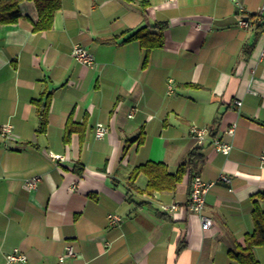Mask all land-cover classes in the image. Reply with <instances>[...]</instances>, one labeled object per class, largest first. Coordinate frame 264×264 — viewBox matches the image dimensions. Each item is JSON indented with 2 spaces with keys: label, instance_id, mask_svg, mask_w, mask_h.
Here are the masks:
<instances>
[{
  "label": "crops",
  "instance_id": "obj_1",
  "mask_svg": "<svg viewBox=\"0 0 264 264\" xmlns=\"http://www.w3.org/2000/svg\"><path fill=\"white\" fill-rule=\"evenodd\" d=\"M263 8L264 0H61L51 29L35 32L36 9L23 2L18 21L0 25V129L11 125L17 138L0 139V264H59L67 244L76 256L64 264H239L230 253L253 231V203L264 211ZM159 23L163 46L143 67L139 43L123 41ZM75 45L93 55L92 67L73 59ZM48 93L40 135L34 102ZM68 120L84 131L65 142ZM96 124L105 127L101 140ZM193 126L208 129L201 145ZM215 138L231 145L228 155ZM196 147L197 175L211 184L208 231L187 207L188 176L171 192L146 193L144 174L129 182L147 162L175 173ZM34 176L36 189L24 190ZM108 215L121 220L111 225ZM14 249L24 263L7 262ZM253 255L264 264L263 247Z\"/></svg>",
  "mask_w": 264,
  "mask_h": 264
},
{
  "label": "trees",
  "instance_id": "obj_2",
  "mask_svg": "<svg viewBox=\"0 0 264 264\" xmlns=\"http://www.w3.org/2000/svg\"><path fill=\"white\" fill-rule=\"evenodd\" d=\"M131 1V0H124ZM23 2H32L37 12V21L34 25V31L50 30L55 13L61 7V0H0V25L14 24L21 17L19 7ZM166 25L159 23L153 26H147L137 29L129 34L123 43L128 41H137L144 53L143 67L147 63L148 54L155 49L163 46V31ZM51 103V93L46 94L44 100L35 101L37 115L36 133L44 134L48 125L49 108ZM84 128L82 125H75L71 120L67 121L63 140L67 142L72 133L78 132L83 136ZM204 157L201 153V147L193 148L188 152L185 160L181 163L175 173L168 172L163 163L147 162L136 167L129 178L132 183L139 174H144L147 178L145 192L151 194L157 192H171L181 183L185 176L189 181L193 179L199 168L203 165ZM189 182V183H190ZM257 198L264 199V194H259ZM253 231L245 236L244 247H238L235 252L230 253L231 259L239 264H258L253 249L256 247L264 248V211L258 204L253 203L251 212ZM178 247V252L183 248Z\"/></svg>",
  "mask_w": 264,
  "mask_h": 264
},
{
  "label": "built area",
  "instance_id": "obj_3",
  "mask_svg": "<svg viewBox=\"0 0 264 264\" xmlns=\"http://www.w3.org/2000/svg\"><path fill=\"white\" fill-rule=\"evenodd\" d=\"M175 0H165L167 3L174 2ZM264 11V8L259 11L261 15ZM240 12H243V9L240 8ZM258 15V16H260ZM240 27L246 28L248 27V22L244 19H240L238 22ZM264 25V19H263ZM71 55L73 59L83 66L92 67L95 63V59L93 55L87 51L84 47L75 45L71 51ZM260 61H264V49L260 53L259 57ZM172 92V81H168V93ZM237 107L241 106V101H236L234 103ZM134 110L130 111L128 114V118H133ZM235 130V124H232L228 129L225 130V134L232 136ZM105 127L103 124H96L94 128V136L97 140H101L105 136ZM209 132L207 128H198L196 126L191 127V135L195 139L198 145L204 143L207 138ZM0 139L4 142L11 141L16 142L17 138L14 136L12 132V127L9 124H5L0 129ZM212 146L222 153L223 155H228L231 150V145L221 138H215L212 140ZM55 160H60L59 156H52ZM259 163L261 166L264 165V152L259 156ZM219 182H223L226 184L230 183V179L227 176H220L218 179ZM40 182V177L34 176L28 179H25L23 182V189L32 192L36 189L37 184ZM211 185V184H210ZM209 184H205L199 175H195L190 182V189L188 195L187 207L189 211L198 216L201 230L208 231L211 227L212 220L204 213V205H205V194L207 192V188L210 186ZM163 212H172L177 210L176 205L172 206H162ZM107 219L111 225H115L118 223L121 218L117 215H108ZM76 256V253L73 247L69 244L65 246L64 253L58 257L59 264H64L65 261L69 258H73ZM6 260L8 263H24L26 261V257L24 254L19 253L17 249H14L11 253L6 256Z\"/></svg>",
  "mask_w": 264,
  "mask_h": 264
}]
</instances>
